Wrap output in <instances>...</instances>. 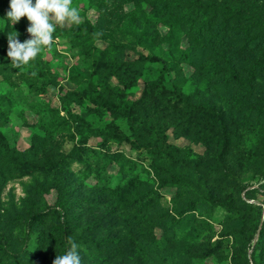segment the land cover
Returning <instances> with one entry per match:
<instances>
[{"label":"rangeland","instance_id":"374dc122","mask_svg":"<svg viewBox=\"0 0 264 264\" xmlns=\"http://www.w3.org/2000/svg\"><path fill=\"white\" fill-rule=\"evenodd\" d=\"M182 1L72 0L80 23L57 24L51 46L17 68L7 36L30 39V22L13 23L10 0H0V264H17L20 250L23 264H52L63 240L79 246L81 264L247 258L249 227L235 213L252 201L241 188L264 162V105L260 87L226 80L221 57L249 81L264 45L243 48L246 24L232 20V44L200 42L184 9L208 0ZM248 2L264 20V0ZM210 24V32L223 27L218 17ZM142 55L161 57L168 70ZM170 77L180 94L164 87ZM173 172L183 180L171 184ZM61 180L68 207L38 221L34 211L54 205ZM105 238L120 242L114 252L89 246Z\"/></svg>","mask_w":264,"mask_h":264},{"label":"trees","instance_id":"16d2710c","mask_svg":"<svg viewBox=\"0 0 264 264\" xmlns=\"http://www.w3.org/2000/svg\"><path fill=\"white\" fill-rule=\"evenodd\" d=\"M156 1V0H155ZM174 4L176 8H179L183 5L182 0H165V2H169ZM240 4H234L233 2L223 1V0H208L203 2H191L190 5L191 10L188 8L184 9V14H186L187 18L184 20V24L187 26H191L193 23H197V28L195 29V37L199 38L200 42L208 44L209 46L227 45L231 43V35L227 31H232L233 29L229 27V20L234 21L235 24H246L247 32L245 31L242 35L243 39L247 38V40L243 41V48H247L248 46H255L256 48H260L261 45H264V20L260 17L258 13L252 8L249 0H240ZM237 1H235L236 3ZM209 12V14H208ZM196 13L197 15L194 16L193 14ZM202 14V15H198ZM210 15V16H208ZM221 18V31L219 32H210L211 30V22L216 18ZM238 30H241L238 27ZM234 31V30H233ZM232 31V32H233ZM259 32L256 35H251L250 32ZM220 32L222 34L220 35ZM232 44V43H231ZM143 60L151 61V62H162L164 68L168 70V65L164 59L158 57L156 55H149V56H141ZM222 60L225 63V71L226 72V80L231 81L233 84L232 86H237V88H242L244 86H248L249 88L260 87L261 91V101L264 105V78L259 75L264 73V59H256L253 62V69L251 70V77L249 81L246 79L240 78L237 74L236 69L232 66L231 57H226L222 55ZM209 71H215L214 69H209ZM249 83V84H248ZM165 88H168L171 92L178 95L180 94L178 88L174 82V80L170 77L168 78L167 82L163 83ZM105 102V101H104ZM1 119V117H0ZM124 138V140L131 142V140L126 137L125 135H119ZM224 141V140H223ZM226 141L222 146V151L218 154L221 156V153L224 152L226 147ZM155 149L156 151H160V146L156 144H152L150 148ZM52 164H55L52 162ZM191 165H195V162H191ZM258 165V164H257ZM158 168V167H157ZM156 168V170H157ZM257 170V177L256 182L251 185H244L241 189L245 190L246 199L251 198V202H246L245 200L239 201L245 208L236 209L235 217H242L244 220L247 221L246 225L249 227V253L247 258L241 259L240 261H233V264H264V162L258 165ZM173 176L169 177V181L171 184H175L176 182L182 181L183 178L178 176V173L173 172ZM117 189H107L109 193H114ZM56 200L54 205H46L42 209H36L34 212L36 217H38V221L41 220L42 222L46 219L50 212H53L55 209H66L68 207L67 198L69 197V190L66 185V180L58 181L56 184ZM262 194L263 199L257 200L255 199L256 194ZM236 201V199H235ZM151 201L147 202L150 204ZM223 207L229 206V202L227 201H220L219 205ZM195 204L191 202L189 206V210L193 209ZM149 206L145 208L148 210ZM188 210V209H185ZM183 209L178 211V214H181ZM41 222V224H42ZM258 234L256 241L254 242L255 236ZM173 239L177 237L175 233L172 234ZM44 233H41V237L39 239V245L37 244L36 250L33 253V257L35 258L40 257L43 253L44 247ZM62 251L61 255H63L69 247V244L66 240L61 242ZM120 245L118 239H107L105 238L103 241L93 242V245H89L93 248H100L102 251L114 252L113 250ZM31 253V254H32ZM13 256H15V260L17 264H23L22 260L26 259L24 252L20 251H13ZM34 258V259H35Z\"/></svg>","mask_w":264,"mask_h":264},{"label":"clouds","instance_id":"9594fccd","mask_svg":"<svg viewBox=\"0 0 264 264\" xmlns=\"http://www.w3.org/2000/svg\"><path fill=\"white\" fill-rule=\"evenodd\" d=\"M71 4L72 0H35V3L33 0H10L7 18L15 23L21 17H27L30 26L26 31L31 36L24 42L18 41L16 33L7 36V57L14 67L28 64L39 54L42 46L50 47L57 24L80 23L79 10ZM78 247L72 242L63 255H56L52 264H81Z\"/></svg>","mask_w":264,"mask_h":264},{"label":"water","instance_id":"95a60500","mask_svg":"<svg viewBox=\"0 0 264 264\" xmlns=\"http://www.w3.org/2000/svg\"><path fill=\"white\" fill-rule=\"evenodd\" d=\"M257 236H258V234L255 236L254 242L256 241V239H257Z\"/></svg>","mask_w":264,"mask_h":264}]
</instances>
